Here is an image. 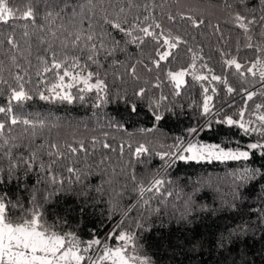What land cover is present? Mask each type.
I'll return each mask as SVG.
<instances>
[{
	"label": "trees",
	"instance_id": "trees-1",
	"mask_svg": "<svg viewBox=\"0 0 264 264\" xmlns=\"http://www.w3.org/2000/svg\"><path fill=\"white\" fill-rule=\"evenodd\" d=\"M27 3L28 0H12V6L20 11ZM131 3L133 7L129 8V0H92V5L88 4V0H49L48 5L44 2L35 5V27L27 22L28 27L25 28V21L15 19L8 24L0 23V77L8 81L7 84L0 83V107L7 106L9 85L15 87L14 77L20 75L24 77L25 89L32 99L20 104L12 102L14 114L21 119L44 121L43 127L33 129L22 123L11 125L7 116L0 113V120L7 125L4 137H15V141L10 139V144L21 145L13 149L15 156L39 149L40 159L46 165L56 159L47 155L49 150L56 151L49 149L48 145L56 144L62 156L52 165L53 171L64 178V187H69V181L72 182L71 193L53 195L48 202L38 196L45 219L57 231L75 232L82 241L99 238L115 246V240H106L108 233L122 219L121 213L108 218L109 196L115 189L123 191L121 203L125 208L137 205L124 218L122 229L137 234L139 254L149 257L152 264H264V178L258 176L241 183L233 175L244 168L264 172L261 150H255V155L250 154L247 161H181L168 157L161 159L158 155L170 151L169 145H173L177 138L233 149L247 148L248 144L258 141L264 143V138L258 133L245 135L236 126L217 123L229 116L240 120V110L245 109L243 119L251 120L252 126L256 127L259 125L256 116L264 114V108L256 109L257 104H264V95L260 94L264 92V84L246 71L245 76L240 77L234 68L224 64V60L232 57L242 64L255 58V50L245 47L248 41L243 31L235 26L233 17L239 12L249 19L255 18L256 23L251 26L249 35L257 44L264 39L260 36L264 27V22L260 21L264 4L261 0H244L243 4L239 0H131ZM80 5L85 6L82 27L88 28V17H91L98 35L99 25L103 24L101 17L117 13L123 7L130 23H138L137 17L142 20L144 15L151 13L161 24V29H153L156 33L163 31L165 36L171 33L172 36H180L186 43L173 50V56L161 61L157 68L152 64V60L159 59L156 55L159 46L155 41L145 38L146 43L137 47L135 43H125L129 37L104 25L111 33L105 39L107 47H112L113 39L120 43L112 55L104 50L97 53L95 58L99 66L87 61L89 52L83 43L75 51L71 46L64 51L69 55H79L82 65L87 63L88 70L100 73L108 85L109 102L99 108L93 107L95 92L86 94L85 100L81 101L77 88L71 90L77 96L72 104L42 101L39 92L55 82V77L52 72L43 73L38 57L51 61L52 50L62 51L61 41L67 34L59 25L63 23L67 26L74 12L77 13L75 20L78 23ZM48 10L60 13L52 25L57 32L55 39L47 32L48 25L44 20ZM168 15L175 19L170 21ZM184 15L205 22L193 27L190 21L182 18ZM149 23L151 20L143 26ZM40 25L45 26V31H40ZM25 31L28 36L23 35ZM9 36L16 43V48L8 44ZM42 38L44 43H41ZM96 42L99 47V40ZM49 43L52 49L46 51ZM80 48L84 50L80 51ZM189 48L192 52L188 51ZM160 50L163 51V48ZM193 53L203 57L196 60L195 71L208 76V80L196 82L190 75L186 76L180 94L175 95L176 90L167 72L186 68L192 63ZM13 56L16 57V64L12 62ZM138 60L143 63H136ZM132 64H136L138 79L131 74ZM203 64H207L208 68L201 67ZM208 69L212 70L211 73ZM37 72L41 75L38 76ZM212 74L226 78L235 91L229 94L224 84L211 81ZM156 84L160 87H155ZM201 84L208 87V95L213 96L212 110L207 115H202ZM212 87L217 89L215 94L211 91ZM140 88L146 90L143 99L135 95ZM245 89L257 93L247 103ZM161 95L167 99L160 108L163 119L156 121L149 102L151 99L158 100ZM133 104L136 105L135 112L132 111ZM191 127L201 129L199 135L190 137L187 129ZM149 128L154 131H140ZM33 132L35 135H32ZM105 144L110 147L105 148ZM140 144H144L149 151L136 157L135 149ZM41 145L44 147L40 148ZM71 148L77 151L73 153ZM0 166L5 169L8 166L2 151ZM68 167L78 170L80 182H75V176L67 171ZM43 177L39 161L29 173H25L21 166L11 180L6 173H0V178L4 180L0 183V195H7L13 202L19 199L25 207H30L34 186L52 190L43 181L37 184L38 178ZM154 178L165 181L161 193H145L148 205H143L142 201L138 203L139 193L133 189L141 181L147 186ZM98 187L104 191L97 192ZM80 192L86 195H78ZM168 192L172 195L168 196ZM190 196L191 204L188 202ZM203 205L210 211H201ZM12 214L17 215V210H12ZM137 221L143 226L137 228ZM237 226H247V231L230 235Z\"/></svg>",
	"mask_w": 264,
	"mask_h": 264
},
{
	"label": "snow or ice",
	"instance_id": "snow-or-ice-1",
	"mask_svg": "<svg viewBox=\"0 0 264 264\" xmlns=\"http://www.w3.org/2000/svg\"><path fill=\"white\" fill-rule=\"evenodd\" d=\"M44 2L46 5L49 4V0H28V3L23 11L19 8H14L12 6V0H0V23L8 24L10 20H22L26 23L24 27H28L27 22H31L32 26H36V16L37 11L35 5ZM241 4L244 0H239ZM264 4V0H261ZM88 4L92 5V0H88ZM50 7V5H49ZM133 7L131 0H129V8ZM147 5L145 6L147 10ZM228 7H231L229 5ZM84 5H80V21L77 23L75 17L77 13H73V19L69 21V24L65 26L63 23L59 25V28L67 34L66 38L61 41V52L51 51V61L45 60L44 57H38L41 64L43 65V73L52 72L55 77V82L51 83L45 90L39 92V99L42 101H47L53 103L56 101L67 102L72 104L77 96L71 91L73 88H77L79 93V100L84 101L86 94L95 92L96 102L93 107L99 108L109 102L108 85L105 79L100 77L99 72H93L88 70L89 65L87 63L81 64V58L79 55L73 54L69 55L64 49H71L75 51L83 43L84 48L89 52L87 56V61L92 64L99 66V61L95 58L97 53L101 50L107 51L108 55H112L117 48H119V41L113 39L111 41L112 47L108 48L105 39L111 35L104 28V25L110 26L112 29L123 33L125 37L130 39L126 40L125 43H135L137 47L146 43L145 38H151L159 46L156 50V55L159 59L152 60L157 68L160 67V62L168 60L169 57L173 56V50L177 49L180 44L186 43L180 36H172L169 33L167 36L163 34V31L156 33L153 29H161V24L156 21L151 13L144 15L143 19L140 20L139 17L136 19L138 23H130L127 19V14H125V9L121 7L119 12L114 14H104L101 19L103 24L99 25L100 33L98 35L95 26L91 22V17H88L89 24L88 28L84 29L82 27L84 21ZM89 12L92 11L91 8L88 9ZM177 15H180L179 13ZM60 17L59 12H54L48 10L44 14V20L46 21L48 27L47 32L55 39L57 32L53 30L52 25L55 24L57 18ZM191 22L193 27H199L205 21L203 19H195L191 15L182 16ZM168 19L174 20L175 17L168 15ZM151 20V23L145 25V22ZM260 21L264 22V14L260 16ZM233 22L236 27L241 29L246 36L248 43L245 45L246 48L255 50V58L251 61L242 64L238 62L236 57L224 60V64L228 68H234L235 73L240 77L245 76V71L251 74L252 77L258 78V82L264 84V39L259 43L254 44L252 42V36L249 35L251 31V26L256 23L255 18L249 19L247 16L237 12L233 17ZM124 25H128L126 28ZM40 31H45V26L40 25ZM219 29H217L218 31ZM137 33H142L139 35ZM24 36H28L29 33L25 31ZM260 36L264 38V27L261 28ZM68 38H71L70 40ZM97 40H99V47L97 46ZM162 40V44H161ZM8 44L16 48L17 45L11 36L8 37ZM41 43H44L43 38ZM84 48H80L83 51ZM163 48V51L160 49ZM52 49V44L49 43V51ZM122 50V49H121ZM192 52V49H188ZM31 53L29 52V55ZM223 56L224 53L222 52ZM203 59V57H198L195 53L192 55V63L186 68H181L178 71L167 72V77L169 81L173 84L175 88V95L180 94L181 87L186 83L185 77L191 76L193 81L201 82L208 80V76L198 74L195 71L196 60ZM13 64H16V57H12ZM50 63V67H49ZM114 63H116L114 61ZM136 63H143V61L138 60ZM250 65V66H249ZM19 67V65H16ZM203 68H208L207 64L201 65ZM131 74L133 78L136 77V64L130 66ZM2 71V69H0ZM151 71V69H149ZM211 73V69H208ZM40 76L41 73L37 72ZM16 81V86L13 87L9 85L10 96L8 97V104L6 107H0V113L7 116L8 121L11 125L23 124L30 126L35 129L37 126L43 127L44 121H32L27 118L21 119L16 116L13 112L12 102L20 104L24 101L31 100L32 96L25 89L24 77L16 75L14 77ZM211 81H216L225 85V88L229 94L233 93L235 89L229 86L226 78L212 74ZM0 83L7 84L8 81L0 77ZM155 87H160L156 84ZM203 90V103H202V115H207L212 110L211 101L213 96L208 95L209 88L201 84ZM145 89L140 88L135 95L141 99L145 96ZM213 94L216 93L217 89L215 87L211 88ZM45 92L47 94H45ZM246 95V101H250L257 94L255 92L244 90ZM264 95V92L260 93ZM167 98L163 95L159 99H151L149 102V108L153 112L154 119L156 121H161L163 116L160 112L161 104ZM264 108V104H257L256 109L259 110ZM136 105H132V111L135 112ZM241 119L234 120L232 117H226L224 120L217 121V123L227 124L229 126H236L242 130L245 135L250 133H258L260 137L264 138V114H258L256 120L259 125L252 126L253 122L251 120L245 121V109H241L239 113ZM6 123L0 120V151L3 152V156L8 160V166L5 169L0 166V173H6L9 180L15 175L16 171L23 166L25 173L32 172L36 167L37 161H39V170L44 173L43 178H38L37 184L42 181L52 188L49 191L47 188L44 190L38 187H33L30 194L29 205L30 207H25V205L17 199L15 202L12 201L7 195H0V264H152L151 259L147 256H142L139 254V246L137 244V234L132 231L122 229L124 223V218H127L129 213H131L136 207V204L124 207L121 203L123 198V191L112 190L109 196V215L108 218L111 219L116 213H121L122 219L116 227L108 233L106 240H115L116 245L110 246L105 241L99 238H93L89 241H82L75 232L72 231H57L54 225H50L45 219L44 212L42 211V204L38 202V196L44 201L48 202L53 195H59L61 192L71 193L72 189L70 187L71 181H69V187H64L65 180L62 176L56 174L53 171L52 165L56 164L57 160L62 156L59 152L58 146L56 144L48 145L49 149L56 151H47L49 157L55 156L56 159L52 160L47 165L40 159L39 149L35 151H29L27 155L21 154L15 156L13 153L14 148H18L21 145L16 143L10 144V139L15 141V137L5 138L4 130L6 128ZM119 127V126H117ZM196 127H191L187 129L188 135L190 137H195L199 135V131ZM10 131V129H9ZM27 131V129H26ZM141 132H152L154 129H140ZM35 135V132L32 133ZM41 145L40 148H43ZM105 148H109L110 145L105 144ZM247 150L241 149L239 147L225 148L221 147L220 144H203L194 140L185 141L184 138H177L173 145H169L170 151L165 153H158L161 159L168 157L170 159L181 160V161H247L251 155H255V150H261V155H264V143L256 142L250 143L247 146ZM71 151L75 153L76 148H71ZM149 149L144 145L140 144L135 149L134 155L136 157L142 154L148 153ZM123 152V148H121ZM67 171L75 176V182L81 181V176L78 170L68 167ZM235 178L241 183H245L249 180L256 179L258 176L264 178V172L260 169L251 170L244 168L239 174H233ZM132 180L135 182L136 177L133 175ZM4 180L0 178V183ZM111 183V182H109ZM165 181L163 179H152L147 186L141 181L133 189V191H138L139 202L142 201L143 205H148L149 200L144 198L145 193H161V189ZM97 192H103V188L98 187ZM78 195H86L84 192L77 193ZM168 196L172 193L168 192ZM238 195V194H237ZM189 204L192 202V197H189ZM234 208L235 205H232ZM12 210H17L18 214L13 216ZM201 211H210V209L203 205L201 206ZM143 225L140 221L136 222V227L140 228ZM247 226H237L231 230V234L237 232H246ZM95 252L96 255L93 256L92 253Z\"/></svg>",
	"mask_w": 264,
	"mask_h": 264
},
{
	"label": "rangeland",
	"instance_id": "rangeland-1",
	"mask_svg": "<svg viewBox=\"0 0 264 264\" xmlns=\"http://www.w3.org/2000/svg\"><path fill=\"white\" fill-rule=\"evenodd\" d=\"M203 144H215V143H203ZM241 149L247 150V148H241Z\"/></svg>",
	"mask_w": 264,
	"mask_h": 264
}]
</instances>
